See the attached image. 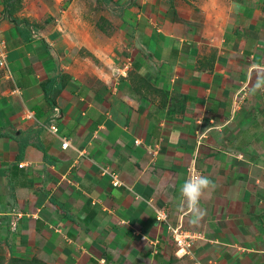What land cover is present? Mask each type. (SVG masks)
<instances>
[{"label":"crops","instance_id":"crops-1","mask_svg":"<svg viewBox=\"0 0 264 264\" xmlns=\"http://www.w3.org/2000/svg\"><path fill=\"white\" fill-rule=\"evenodd\" d=\"M64 1L0 0L4 242L48 264H264V0ZM194 159L217 185L199 223L178 211ZM157 209L202 234L191 256Z\"/></svg>","mask_w":264,"mask_h":264},{"label":"built area","instance_id":"built-area-1","mask_svg":"<svg viewBox=\"0 0 264 264\" xmlns=\"http://www.w3.org/2000/svg\"><path fill=\"white\" fill-rule=\"evenodd\" d=\"M0 66L6 67L5 60H4V54H1V60H0ZM249 92V83H244L241 85V87L238 89L235 99H234V107L237 108L239 106V103L243 102L248 95ZM50 130L53 133L58 132V128L56 125H52L50 127ZM205 138V133H199L197 132V145L201 146L202 145V140ZM69 146V142L65 141L63 143V148H67ZM23 166V165H21ZM194 169L198 170L196 167V162L195 159L192 161L191 165L188 168V175H189V170ZM200 172V171H199ZM104 173L109 174L110 177L112 178V183L113 186H119L121 183L119 181V178L117 175L112 174L108 172L107 170L104 171ZM201 173V172H200ZM156 213V221L160 225L165 226L167 232L169 233L170 237L173 240V243L177 249V254L180 256H191L193 254L192 249L195 245L196 241H199L203 239V236L201 233H196V232H190L186 230L182 224L173 227L168 223V214L166 210L164 209H157L155 211ZM15 221L12 223V226L15 227L16 222L22 217L20 213H17Z\"/></svg>","mask_w":264,"mask_h":264},{"label":"clouds","instance_id":"clouds-1","mask_svg":"<svg viewBox=\"0 0 264 264\" xmlns=\"http://www.w3.org/2000/svg\"><path fill=\"white\" fill-rule=\"evenodd\" d=\"M260 88H264V79L258 76L255 89ZM216 187L217 185L208 176L190 169L188 178L179 189L181 200L178 211L189 214L193 223H199L207 214L200 206L201 201L210 198Z\"/></svg>","mask_w":264,"mask_h":264},{"label":"rangeland","instance_id":"rangeland-1","mask_svg":"<svg viewBox=\"0 0 264 264\" xmlns=\"http://www.w3.org/2000/svg\"><path fill=\"white\" fill-rule=\"evenodd\" d=\"M15 1L22 2L23 0H15ZM46 1L49 2V0H46ZM71 1L72 0H65L63 3H66V4L63 8L66 9L69 3H71ZM92 10L95 12L97 17L99 18L100 16L98 15L101 14L99 11L100 10L99 5H97V7H93ZM14 257L19 260L17 262L11 263V259ZM38 263L39 264L46 263L44 257L41 254L31 253V252L18 254L17 251L14 248L9 247L4 242V238L0 236V264H38Z\"/></svg>","mask_w":264,"mask_h":264},{"label":"trees","instance_id":"trees-1","mask_svg":"<svg viewBox=\"0 0 264 264\" xmlns=\"http://www.w3.org/2000/svg\"><path fill=\"white\" fill-rule=\"evenodd\" d=\"M24 148H25V145L21 143V144H20V148H19V156H21V154L24 152ZM8 241H9V236L7 235V236L5 237V243H6L7 245H9ZM18 260H19V259H16V258L14 257V258L11 259V263L17 262ZM38 264H39V263H38ZM41 264H47V263H41Z\"/></svg>","mask_w":264,"mask_h":264}]
</instances>
